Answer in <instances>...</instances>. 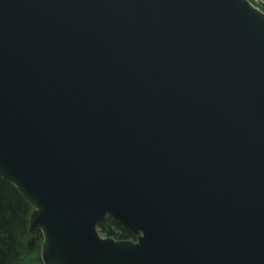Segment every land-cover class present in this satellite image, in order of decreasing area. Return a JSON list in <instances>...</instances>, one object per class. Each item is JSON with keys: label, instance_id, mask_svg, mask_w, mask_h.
<instances>
[{"label": "water", "instance_id": "water-1", "mask_svg": "<svg viewBox=\"0 0 264 264\" xmlns=\"http://www.w3.org/2000/svg\"><path fill=\"white\" fill-rule=\"evenodd\" d=\"M0 177L44 264H264V13L0 0Z\"/></svg>", "mask_w": 264, "mask_h": 264}, {"label": "trees", "instance_id": "trees-1", "mask_svg": "<svg viewBox=\"0 0 264 264\" xmlns=\"http://www.w3.org/2000/svg\"><path fill=\"white\" fill-rule=\"evenodd\" d=\"M29 212L30 206L19 190L0 177V264H22ZM98 228L103 236L117 241L136 240L111 218Z\"/></svg>", "mask_w": 264, "mask_h": 264}, {"label": "rangeland", "instance_id": "rangeland-1", "mask_svg": "<svg viewBox=\"0 0 264 264\" xmlns=\"http://www.w3.org/2000/svg\"><path fill=\"white\" fill-rule=\"evenodd\" d=\"M247 1H249L254 7L260 10L262 13H264V0H247ZM28 204L30 206V212H29V217H28L27 244H26V254L23 258L22 264H44L41 255H42V249H43L44 242H45V236H44L42 228L31 229L30 220H31V217L37 211V209L30 202H28ZM97 233L99 237L102 239L109 238V237L103 236L102 233H100V230L98 227H97ZM31 240H32L31 245H28V242Z\"/></svg>", "mask_w": 264, "mask_h": 264}]
</instances>
